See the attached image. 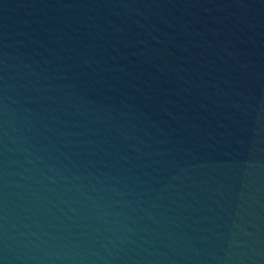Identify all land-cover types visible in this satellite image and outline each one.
<instances>
[{"label": "water", "instance_id": "obj_1", "mask_svg": "<svg viewBox=\"0 0 264 264\" xmlns=\"http://www.w3.org/2000/svg\"><path fill=\"white\" fill-rule=\"evenodd\" d=\"M0 264H264V0H0Z\"/></svg>", "mask_w": 264, "mask_h": 264}]
</instances>
